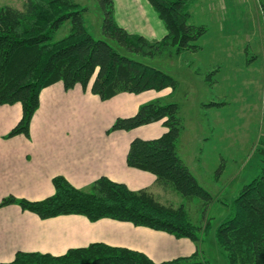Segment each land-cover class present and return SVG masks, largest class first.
<instances>
[{
  "label": "trees",
  "instance_id": "16d2710c",
  "mask_svg": "<svg viewBox=\"0 0 264 264\" xmlns=\"http://www.w3.org/2000/svg\"><path fill=\"white\" fill-rule=\"evenodd\" d=\"M96 1L103 13L101 31L105 40L89 33L86 9L74 0H29L25 14L0 10V106H21L20 120L8 136H29L42 90L57 83L66 90L80 86L101 100L119 93L177 89L174 77L121 54L111 42L141 57H152L169 48H174L176 54L198 52L201 47L197 41L207 29L189 24L190 8L196 0H146L166 29L159 40L127 32L115 22L113 0ZM259 5L264 24V0H259ZM66 22L70 24L69 33L53 41L52 35ZM179 112L175 102L152 101L140 106L133 116L116 119L110 131L162 124L166 131L158 138L131 140L127 166L152 174L156 185L178 194L185 202H199L201 219L197 222L184 204H164L145 189L132 191L106 177L98 178L83 191L64 177L55 176L50 196L38 201L8 197L2 203H16L41 219L74 214L91 221L110 218L165 232L197 245L193 255L155 263L138 251L93 243L59 256L19 251L11 261L0 264H212L200 256L198 248L210 233L205 211L213 197L179 156ZM213 234L226 264H264V168L228 204V213Z\"/></svg>",
  "mask_w": 264,
  "mask_h": 264
},
{
  "label": "crops",
  "instance_id": "0c3cea01",
  "mask_svg": "<svg viewBox=\"0 0 264 264\" xmlns=\"http://www.w3.org/2000/svg\"><path fill=\"white\" fill-rule=\"evenodd\" d=\"M123 1L113 0L118 26L149 40H159L166 34L162 21L146 0ZM28 2L0 0V10L25 14ZM116 5L122 14L129 12L137 17L136 23L118 22ZM171 94L170 89H165L119 93L101 100L80 86L66 90L57 83L42 90L28 137L8 136L20 120L21 106H0V263L11 261L19 251L59 256L69 249L93 243L138 251L155 263L193 255L197 245L165 232L110 218L91 221L74 214L41 219L16 203H2L8 197L38 201L50 196L54 192L51 180L55 176L64 177L83 191L98 178L106 177L132 191L145 189L158 199L174 197L170 191L160 196L155 191L160 187L152 174L130 168L126 163L131 140L158 138L166 131L162 124L155 122L128 131H110L116 119L131 117L140 106ZM211 239L199 244V250L207 244L210 248L202 249L200 254L212 264H226Z\"/></svg>",
  "mask_w": 264,
  "mask_h": 264
},
{
  "label": "rangeland",
  "instance_id": "374dc122",
  "mask_svg": "<svg viewBox=\"0 0 264 264\" xmlns=\"http://www.w3.org/2000/svg\"><path fill=\"white\" fill-rule=\"evenodd\" d=\"M74 1L86 9L89 33L105 40L103 13L97 1ZM118 7V22L136 23L137 17L129 12L125 17ZM190 15V25L207 29L197 41L201 47L198 52L176 54L169 48L152 57H141L111 43L121 54L158 68L178 82L173 94L153 101L179 106L182 132L178 147L199 185L213 197L205 211V219L211 224L207 235L213 239L215 227L228 213V204L264 168V24L259 0H196ZM69 31L66 22L52 40L65 37ZM155 191L161 196L166 190L160 187ZM173 195L159 200L173 206L184 204L195 222L201 219L199 202L188 203ZM202 249L210 250L208 244Z\"/></svg>",
  "mask_w": 264,
  "mask_h": 264
},
{
  "label": "built area",
  "instance_id": "2783aa9c",
  "mask_svg": "<svg viewBox=\"0 0 264 264\" xmlns=\"http://www.w3.org/2000/svg\"><path fill=\"white\" fill-rule=\"evenodd\" d=\"M262 100L264 101V83H263V87H262Z\"/></svg>",
  "mask_w": 264,
  "mask_h": 264
}]
</instances>
